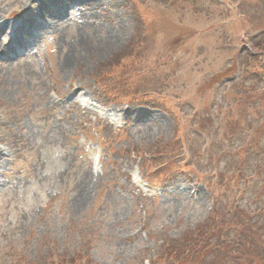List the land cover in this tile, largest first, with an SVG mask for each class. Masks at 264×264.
Returning a JSON list of instances; mask_svg holds the SVG:
<instances>
[{
    "label": "rangeland",
    "instance_id": "rangeland-1",
    "mask_svg": "<svg viewBox=\"0 0 264 264\" xmlns=\"http://www.w3.org/2000/svg\"><path fill=\"white\" fill-rule=\"evenodd\" d=\"M105 2L0 54V264H264V0Z\"/></svg>",
    "mask_w": 264,
    "mask_h": 264
},
{
    "label": "bare ground",
    "instance_id": "bare-ground-1",
    "mask_svg": "<svg viewBox=\"0 0 264 264\" xmlns=\"http://www.w3.org/2000/svg\"><path fill=\"white\" fill-rule=\"evenodd\" d=\"M70 1L71 0H28L29 12L27 16L26 17L23 16L21 21L18 22L17 24L16 23H11L10 25L7 24L6 28L11 29L10 30L11 36H10L9 41L6 44L2 43V45L0 46V54L2 53L6 54L8 52L14 51L17 45L21 43L20 39L16 36L15 32L24 30L28 28L30 25L39 24L41 22H47L49 18L51 21H53L55 26L59 27L60 22L58 23V20H54L53 18H57V16L61 15L62 6L66 5ZM85 2L88 6H91L92 8H101V9L105 7L107 8V5H106L107 2H105V0H85ZM106 11L108 12L109 9H106ZM83 26L86 27L85 23L81 26V29H83L82 28ZM58 29H59L58 30L59 33L61 34L62 47L65 48L68 45V43L65 41V38L67 36L66 28L59 27ZM84 32H87V31L85 30ZM116 35L118 34H115L114 37L111 38V40H114L117 37ZM83 52L84 53L88 52L86 45L77 44V43L71 45L68 51L65 52L66 53L65 59L61 62V65H60L63 71L68 70L67 69L68 66L72 65L71 62L78 61L79 58H81V55ZM79 63H81V61ZM51 102L53 101L51 100ZM91 177H92V174H89V173L84 174L81 183L83 185L86 183L85 185L86 187L87 182H90ZM84 190H83L82 196L80 197L81 198L80 200H83L82 198L86 197L88 194L87 193L88 189L86 188Z\"/></svg>",
    "mask_w": 264,
    "mask_h": 264
},
{
    "label": "trees",
    "instance_id": "trees-1",
    "mask_svg": "<svg viewBox=\"0 0 264 264\" xmlns=\"http://www.w3.org/2000/svg\"><path fill=\"white\" fill-rule=\"evenodd\" d=\"M89 264V263H88ZM91 264H94L93 262Z\"/></svg>",
    "mask_w": 264,
    "mask_h": 264
}]
</instances>
